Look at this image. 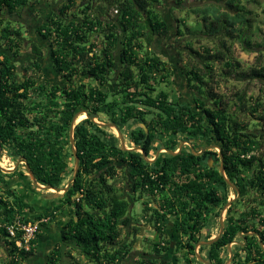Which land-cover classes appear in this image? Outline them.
Masks as SVG:
<instances>
[{"label":"trees","instance_id":"1","mask_svg":"<svg viewBox=\"0 0 264 264\" xmlns=\"http://www.w3.org/2000/svg\"><path fill=\"white\" fill-rule=\"evenodd\" d=\"M174 1L179 4L180 0ZM201 1L200 7L190 11L200 18L199 34L213 41L215 48L213 53L206 49L205 56H198L207 61L199 69L194 64L184 72L179 71L188 88L199 94L195 98L197 111L179 102L170 92L162 88L157 90L162 84L164 88L172 85L174 75L153 50H148L154 38H166L170 32L157 10L159 0H59L57 11L47 18L38 32L49 42L53 65L66 78L76 76L79 85L61 91L62 95L56 100L58 89L46 93L48 88L44 84L39 86L35 80L15 81L9 56L0 53L3 56L0 60L1 147L10 155L22 156L39 185L61 187L70 174L69 161L73 157L71 151L65 149L68 144L66 131L74 113L84 108L89 114L104 115L119 128L130 129V123L143 125L131 131L130 138L147 155L156 136L166 137L165 146L170 150L177 146L175 137L178 135H202L206 139L213 136L221 146L225 174L236 183L241 196L261 190L263 198L264 134L261 132L264 130L254 133L240 116L258 112L264 125V100L259 96L250 103L239 91L231 111H227L215 93L210 92L213 105H208L202 95L212 77L213 63L224 67L221 75L245 77L264 85V67L240 72L238 61L227 47V41L238 42L243 47L252 46L248 34L249 13L239 5L241 0ZM36 3L37 0H0V45L5 44L8 51H17L22 45L20 36L24 37L13 28L10 18L19 16L24 8H32ZM176 28L177 34L183 36L181 28ZM184 29V35H194L193 28ZM32 47L33 52L43 58L41 49L35 44ZM82 78L88 79L87 83H82L85 87L80 84ZM90 80L97 84L90 85ZM112 82L118 90L109 95L103 85L111 83L112 86ZM58 99L61 103H57ZM147 115L151 117L146 118ZM104 130L87 119L74 127V147L79 158L77 177L62 194L60 204L42 209L34 218L24 214L26 209L32 214L35 211L16 193L18 186L11 183L14 173L0 171V253L4 250L0 264H24L40 233L39 229L26 251L15 244L21 232L15 238L10 237L6 230L8 225L15 221H49L65 207H71L73 215L63 225L61 237L74 255L68 251L63 258L70 259V264H121L131 251V243L120 242V237L128 226L131 203L135 200L130 201L115 187L114 177L118 170L114 161H130L133 177L137 180L134 189L140 187L142 191L137 200L142 196L149 197L150 202L158 199L155 204L165 211L162 215L153 206L147 207L149 201L143 203L144 211H155L158 229H163L167 220L173 218L174 233L189 234L193 243L198 240L195 233L208 223L210 211L226 202V197L216 195L215 187L211 186L213 182L226 187L218 170L202 163L204 155L199 158L191 153L165 155L149 165L139 153L121 151L117 139ZM248 154L251 155L245 158ZM128 167L127 164L125 169ZM120 171L125 174L124 169ZM21 177L28 181L25 175ZM209 187L214 191H208ZM263 205L261 202L259 207ZM259 207H250L239 216L235 215L234 207L230 209L220 239L210 247H199V253L207 250L210 264H223L222 250L239 231H255L264 246V218L261 219ZM41 224L40 227L46 223ZM247 241L246 248L241 249L245 255L241 257L235 253L232 264H264V251L258 238L247 237ZM193 243L177 242L170 248L168 244L153 245L152 252L185 251L184 264H201L195 258ZM62 256L58 249L52 251L47 264H62ZM139 264L159 263L151 258Z\"/></svg>","mask_w":264,"mask_h":264},{"label":"flooded vegetation","instance_id":"2","mask_svg":"<svg viewBox=\"0 0 264 264\" xmlns=\"http://www.w3.org/2000/svg\"><path fill=\"white\" fill-rule=\"evenodd\" d=\"M43 1H45V3H46V0H37V3L34 4V6L32 8L31 7L24 8L22 10V12L19 14V16L13 17L14 21H17L18 24L20 26H22V28H25L24 31H25V34L27 36L25 38L20 36V39L22 40V45L19 47V49H17V51H14V50L8 51L6 48V49H1L0 53L3 56H9L11 63H12V67L10 68V71H11L12 75H14L15 81L23 82L24 80H27V79L30 81H31V79L35 80V81H37L39 86H40V84H44V87L48 88L46 93L48 91L51 93L53 90L58 89V90H56L57 94H55L56 100H57L58 96L62 95L61 91L65 90V89L69 90L70 87L73 88L74 86L79 85V82H78V80L76 81L77 78L74 75L71 77V79L66 78L64 73L59 72L58 69L53 65V61L49 56V54L51 52L49 42H47L45 39H43L41 34L38 32V29L41 27V25L44 22H46L47 18L50 17L53 13H55L57 11V9L52 10L50 8L49 10L43 9L44 11L41 12L42 8H40L39 5L41 3H43ZM45 5L51 7L50 3H46ZM25 13H29V17L26 19H23V14L25 15ZM33 18H35V19H33ZM30 21H33L32 27L29 26ZM33 44L37 45V47L39 49H41L42 53L44 54L43 58H42V56L40 57L37 53L33 52V47H32ZM3 56H0L1 61L3 60ZM23 64H26L24 69L22 68ZM44 65H47V67H48L47 69H49L48 75L44 69ZM0 79H1V73H0ZM92 81H94V80H92ZM82 83H84V81L80 82V84H82ZM95 84H97L96 81H94V85ZM82 85H84V84H82ZM109 86H111V83L110 84L107 83V84L103 85V89L106 92H109V95H112L116 91L112 92V89H110ZM84 87H85V85H84ZM112 88H116L114 82H112ZM55 101H53V102H55ZM57 103H61V100L58 99ZM83 109L84 108H80L78 111L83 110ZM78 111H76V112H78ZM95 114L97 115V121L99 123H104V122L110 123L106 118H102L100 116L102 114H100V113L99 114L95 113ZM102 116H104V115H102ZM54 119H57V117H55ZM84 119H86L85 116H84ZM82 120H80V121L77 120L76 123L78 124ZM112 124H114V123H112ZM132 125L133 124L130 123V129L128 128L127 134L124 131L126 126L120 127V128L117 126L118 129L120 130L121 134H122V138L124 140V144H125L127 149H132L135 147L140 148L139 146L134 145V143L132 142V140L130 138V133H131V131L137 129L141 125H139V123H137L135 125V127H134V125L133 126ZM141 127H144V126L142 125ZM33 128H31V130H33ZM69 128H70V123H69ZM69 128L66 131V137H65L68 140V144L66 143V145H65V149L68 152L71 151V146L69 143ZM98 128L103 129V130L105 129L104 131L108 135L116 138L118 141V146L120 148V142H119V139L117 137L116 131H115L116 133L114 134L110 131L107 132L110 128L99 127V126H98ZM144 130L146 132L145 128H144ZM73 131H74V129H73ZM175 138L177 140V146L175 147L174 150H170L165 146L166 137L159 138L156 136V138L153 139V141L151 142L152 143L151 151H153V154L150 155V153H149L147 155L145 152L144 153L146 154L147 158L151 161L154 159L155 155L158 153L157 158L154 159V161L151 163L146 162L143 158H142V160L145 163L152 165L155 163V161L158 158H164L165 155H169L165 152V149L170 150L172 152H177L178 148L181 146L177 155H179L180 153H183L184 155L191 153L192 155H194L192 152H197V153L200 152L199 155H194V156L201 158V156L204 155L205 157L201 159L202 163L204 162L208 166V168H210V169L216 168L220 174L219 169L221 166V159H220L221 146L219 143H217L215 141L213 136L210 139H206L202 135H199V136L178 135ZM126 141H127V143H126ZM218 148H219V150H218ZM1 149H2V153H1V159H2V157L5 156L4 150L7 151V149H3L2 147H1ZM130 152H137L141 155V153L139 151H130ZM7 153H8V151H7ZM216 155H217V157H216ZM169 156H171V155H169ZM221 156H222V154H221ZM141 157H142V155H141ZM13 158H15L14 164L18 161V158L24 159L22 156H19V155L18 156L13 155ZM13 158H12V160H13ZM1 159H0V163H1ZM72 160L74 161L73 157H72L71 161ZM127 164L129 165V167L126 170L125 167ZM21 165H22V162L20 161L16 171L13 172L14 175H17V177H19L21 175L24 176L26 174V172L25 171L23 172V170L21 169L22 168ZM114 165L116 166L118 171L123 170V169L125 171L124 177L121 175V177H122L121 180H123V187L120 190V193L125 195L127 197V199H129L130 201H131V199L135 200V202L131 203V207H130V211H129V218L130 219H129L128 226L124 228V229H126V236L131 241L130 242H124V243H131V245H132V244L139 242L140 244H148L150 246L168 244L169 248H170V246H175V244L177 242H179L180 244H183V245L184 244L185 245L186 244H192L193 242H192V239L189 237V234H183L181 232H177V233L173 232V218H170L167 220L163 229L157 228V226L155 225L156 218H157L155 211L159 212L161 215L164 214L165 211L160 210V208L158 207V204H155L158 201L157 198L151 199V202H150L149 197L142 196V197H140L139 200H137L139 198L138 193H140L142 191L139 189L140 187L138 189H134V185L137 182V180L133 177V173H132L133 167L130 165V161L122 162V163H118L117 161H114ZM222 167H223L224 176L226 177V179L230 183H232L239 192V188L236 185V183L229 180V178L225 174V169H224L225 167L223 164V158H222ZM4 174H6V173H4ZM10 174H12V173H10ZM118 175L119 174L117 172L116 176L114 177L115 181L119 178ZM220 176L222 177L223 181L225 182L223 176L221 174H220ZM27 179L29 180L28 177H27ZM11 183H12V181H11ZM16 183H18L16 185V187L18 185L19 186L23 185V181H18V182L15 181L14 184H16ZM225 184H226V187H223L219 183L214 185V183L212 182L211 186L213 188L215 187L214 190H215L216 195H218L220 197L225 196L226 202L223 205H221L219 209L216 208V209H213V211L211 210L212 212L210 211V214L208 217V223L206 225H204L198 232L195 233L196 237L198 238V240L195 243H193L195 246L201 242L211 241L219 235V233H220V211L222 210V208L224 207V205L228 201H233V202L229 207H227V209L222 214L223 229H222V232H221L218 240L220 239V237L222 236V233L225 230L226 221H227V217L229 216L230 209L232 210V208L234 207L233 211H235V213H236L235 215L238 214V216H239L241 213H243L245 211V208L243 207L245 204V201H246L247 210L250 207H255V206L259 207V204L261 202H263V204H264V195L262 198V196H261L262 191L261 190L250 191V192H248L249 195L247 194V195H242V196L239 192V195L236 198L237 192L235 191V189H232L226 182H225ZM212 187L211 188L209 187V189H207V190L208 191L209 190L214 191ZM125 188H127L128 190L125 191ZM148 201L150 203L147 204V207L150 208L151 206H153L152 208L155 209V211H150V212L144 211L143 203L148 202ZM259 208L262 212L261 219H263L264 218V205L262 207H259ZM216 213H217V216H215ZM212 229L215 230V233L211 232ZM239 232H242V231H239ZM239 232H237V235L234 237V239L232 241L228 242L226 244L225 248H223V250H222L221 255L223 256L224 263H226V261L229 260L228 245H230V250L232 253L229 264H232L233 257H234L235 253H239V255H241V257L245 255V252H243L241 249L244 250L246 248L247 243H248L247 237H255V236H246L245 237L246 241L243 245V240L238 235ZM252 232H255V231H252ZM244 233H251V232H242L243 235H244ZM121 240H123V239H121ZM234 242H236L238 244H236ZM210 246H206V247H210ZM198 249L199 248H197V252L199 253ZM184 253H185V251H177L175 253H172L169 250H167L163 253L160 252V253H156V254L144 253L145 254L144 255L143 253H140V255L137 256V258H140V260H145V261L148 259L154 258L158 261L159 264H166L167 263L166 260L172 258V260L170 259L171 264H184V258H183ZM201 253H203V252H201ZM195 258H196V255H195ZM205 259L207 260L206 254H205ZM196 260H197V258H196Z\"/></svg>","mask_w":264,"mask_h":264},{"label":"rangeland","instance_id":"3","mask_svg":"<svg viewBox=\"0 0 264 264\" xmlns=\"http://www.w3.org/2000/svg\"><path fill=\"white\" fill-rule=\"evenodd\" d=\"M52 1L53 0H46V3H50L51 7L46 6L45 1H43V3L39 5L40 8H42L41 12H43L45 9L49 10L50 8L52 10L58 9L60 5L59 0H54L53 3ZM159 1L160 4L159 6H157V10L159 11L161 18L167 22L170 32L166 38H162V39L154 38L152 46L148 48V50L149 51L153 50L156 56H158L159 59L165 63L166 68L168 70H172L174 75L172 77L173 78L172 85H170L168 88H164V85L162 84L160 85L159 88H157V90L162 88L163 90L170 92L171 95L173 94L175 98L179 99V102L188 104L189 106L193 107L195 111H197L195 105V98H198L199 94L195 89L188 88L180 72L186 71L187 70L186 67L190 69V66H193L194 64L198 66V69L200 68V66L202 67L203 65H205L207 61L200 60L198 56H205L206 49L210 50V53H213V50L215 48L213 41L199 34V30H198L199 27L197 26L199 25L198 21H200V18L196 14H193L190 11L191 9H196L200 7L202 5V1L180 0L179 4L175 3L174 0H159ZM239 5L243 7L244 11L249 13L247 14V18L250 19V28L248 34L250 36V43L252 46L248 48V47H243L238 42L227 41V47L229 48L233 59L238 61L240 65V69H239L240 72H247L252 67H254L255 69H258L259 67H264V0H247V1L241 0ZM28 17H29V13H25V15L23 14V19H26ZM10 20L13 28L19 30V32L22 33V35L25 38L27 36L24 31L25 28H22V26H20L17 21H14L13 17L10 18ZM29 26L30 27L33 26V21H30ZM177 26L181 28L183 36H179L177 34V28H176ZM185 27H188L189 29L193 28L194 35H188V34L184 35L186 33L184 29ZM96 39L98 40V38ZM188 43L189 46H186L188 45ZM0 46L1 49L2 47L7 48L5 44H1ZM192 51L197 54H194ZM25 65L26 64L22 65L23 69L25 68ZM211 67L212 70H210V73L212 77L210 80H208L209 82L207 81L206 89L204 90L205 92L202 94L204 101L208 105H213V101H214L212 96H210V92L218 95L220 101L223 103L222 106H224L227 109V111H231V106L235 99L234 98L235 94L239 91H242L245 94L246 100L250 101V103H252L253 102L252 100H254L256 97L259 96L264 100V85L262 83L256 80L247 79L245 77L238 78L233 75L231 76L221 75V73H223L222 68L224 67L221 66L220 64L213 63L211 64ZM47 68H48L47 65H44V69L48 75L49 69ZM77 80L78 79H76V81ZM82 81H84V83H87L88 79L82 78ZM89 84L94 85V81L90 80ZM109 87L110 89H112V92L118 90V87L116 88H112V86ZM100 116L102 118H106L102 115ZM259 116L260 113L258 112L253 115L247 113L245 115L243 114L242 116H240V119L244 124L248 125L249 129L253 130L254 133L257 134L260 130H264L263 122L259 120ZM148 117H151V115L146 116V118ZM133 125L135 127L136 124ZM110 129L107 132L110 131L114 134L116 133L113 128ZM127 130L128 127H126L124 130L126 134H127ZM261 134L263 135L264 132H261ZM152 154L153 151H150V155ZM4 155L6 157L5 156L2 157L0 163L1 166L4 168H12L15 161V158H13L14 154L10 155L7 153L6 150H4ZM21 166H22L21 169L24 172L23 163ZM72 170H73V160L72 161L70 160L69 161L70 174L61 187H63L72 176L73 173ZM118 174H119L118 175L119 178L115 181V187L117 188L118 192H120V190L123 187V180H121L122 179L121 175L124 177V174L120 170L118 171ZM8 178L9 177H6V179ZM17 180H19V178H17V175H14L12 183L14 184L15 181ZM17 184L18 183L14 184V186L16 187ZM19 187L17 189H19ZM33 188L36 189L34 185H30L28 191H30V189ZM127 190L128 189L125 188V191ZM243 207L245 208L246 211L247 210L246 201ZM211 232L215 233V230L212 229ZM130 241L131 240L126 236V229H123L122 235L120 237V242L124 243ZM206 251L207 250H204L203 253L201 254L199 253V255H201V257L204 259H205ZM140 253L143 254L153 253L152 246L148 244H140L139 242L132 244L130 253L122 261L121 264H137V263L139 264L142 261L140 260V258H137V256L140 255ZM170 259L172 260V258ZM170 259L166 260L167 261L166 264H171Z\"/></svg>","mask_w":264,"mask_h":264},{"label":"crops","instance_id":"4","mask_svg":"<svg viewBox=\"0 0 264 264\" xmlns=\"http://www.w3.org/2000/svg\"><path fill=\"white\" fill-rule=\"evenodd\" d=\"M19 180L23 181V185L16 190L19 198L23 203L27 205H32L35 213H30L26 209L24 214L34 218L35 215L42 211V209H49L50 206L58 205L62 201V194L51 192V191H42L37 189H28L30 188L29 182L26 181L23 177H17ZM66 181V180H65ZM64 181V182H65ZM36 191V192H35ZM73 209L71 207H65L60 211L56 212V215L46 222L42 227H40V233L35 241V246L33 248L32 254L26 259L24 264H47L49 254L58 249L62 253V264H70V259L66 256L68 251L70 255L73 256V252L68 248V244L63 241L61 237V229L63 225L72 217ZM4 253V250L1 249L0 255Z\"/></svg>","mask_w":264,"mask_h":264},{"label":"water","instance_id":"5","mask_svg":"<svg viewBox=\"0 0 264 264\" xmlns=\"http://www.w3.org/2000/svg\"><path fill=\"white\" fill-rule=\"evenodd\" d=\"M81 115H84L86 119H88L90 122L92 123H96L99 127H106V128H113L116 132H117V137L119 139V142H120V149L121 151H139L142 155V158L146 161V162H153L154 159L157 158L158 156V153L155 155L154 159L151 161L147 158L146 154L144 153L143 150H141L140 148L138 147H135V148H132V149H127L125 144H124V140L122 138V134L120 132V130L118 129V127L115 125V124H112V123H99L97 121V115L95 113H91L89 114L86 110H80L78 112H76L70 122V128H69V143H70V146H71V153L73 155V158H74V161H73V173H72V176L71 178L66 182V184L63 186V187H58V188H54V187H51V186H42V185H39L33 175V173L31 172L29 166L27 165V162L26 160L24 159H21V158H18V161L13 165L12 168H4L1 166L0 164V171L3 172V173H6V174H10V173H13L14 171H16L17 167H18V164L19 162L21 161L23 163V169L24 171L26 172V177L29 178L30 182L32 185H34V187L37 189V190H42V191H52V192H56V193H66L68 191V189L70 188V186L74 183L76 177H77V174H78V171H79V158L77 157V154H76V149L74 147V140H73V129H74V126L77 124V120L78 118L81 116ZM181 146L178 148V151L177 152H172L170 150H167L165 149V152L171 156H175L178 154L179 150H180ZM219 150V148H218ZM1 153H2V149H1V146H0V159H1ZM194 155H199V153L197 152H192ZM220 159H221V166H220V174L223 176L225 182L232 188V189H235V191L237 192V195H236V198L238 197L239 195V192L238 190L235 188V186L230 183L226 177L224 176V171H223V167H222V156L220 154ZM233 201H228L224 207L222 208V210L220 211V233L219 235L211 240V241H208V242H201V243H198L195 248H194V251H195V255H196V258L199 262H201L202 264H210L206 259L202 258L201 255H199V253L197 252V248L199 247H202V246H210L212 245L214 242H216L222 232V229H223V222H222V214L223 212L227 209V207H229L231 204H232ZM239 237L243 240V245L246 241L245 237L246 236H255L258 238V243H259V246L261 247V249L264 251V246L262 244V241L261 239L259 238L258 236V233L256 232H251V233H244V235L242 234V232H239ZM242 235V236H241ZM236 243V242H234ZM238 244V243H236ZM228 251H229V260L226 261V263L224 264H229V261H230V258L232 256V253H231V250H230V245H228Z\"/></svg>","mask_w":264,"mask_h":264},{"label":"built area","instance_id":"6","mask_svg":"<svg viewBox=\"0 0 264 264\" xmlns=\"http://www.w3.org/2000/svg\"><path fill=\"white\" fill-rule=\"evenodd\" d=\"M250 155H246L245 158H248ZM46 222L47 219H41L39 221L28 223L15 221L12 225H8L6 227V230L9 236L12 238H15L17 234L21 232V238L19 240H16L15 244L17 247L28 251L30 248V241L35 238L36 233L40 229V224Z\"/></svg>","mask_w":264,"mask_h":264},{"label":"bare ground","instance_id":"7","mask_svg":"<svg viewBox=\"0 0 264 264\" xmlns=\"http://www.w3.org/2000/svg\"><path fill=\"white\" fill-rule=\"evenodd\" d=\"M82 119H84V116L82 115V116H80L79 118H78V121H80V120H82ZM42 225V224H41Z\"/></svg>","mask_w":264,"mask_h":264},{"label":"clouds","instance_id":"8","mask_svg":"<svg viewBox=\"0 0 264 264\" xmlns=\"http://www.w3.org/2000/svg\"><path fill=\"white\" fill-rule=\"evenodd\" d=\"M71 178V177H70Z\"/></svg>","mask_w":264,"mask_h":264}]
</instances>
